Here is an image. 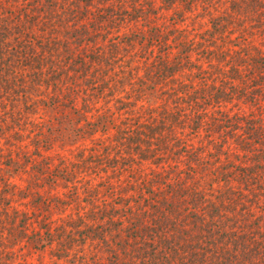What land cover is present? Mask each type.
I'll return each instance as SVG.
<instances>
[{
  "label": "trees",
  "instance_id": "trees-1",
  "mask_svg": "<svg viewBox=\"0 0 264 264\" xmlns=\"http://www.w3.org/2000/svg\"><path fill=\"white\" fill-rule=\"evenodd\" d=\"M0 264H264V0H0Z\"/></svg>",
  "mask_w": 264,
  "mask_h": 264
}]
</instances>
